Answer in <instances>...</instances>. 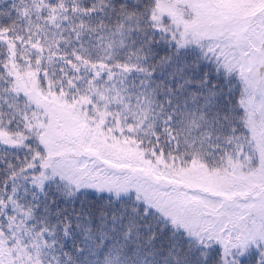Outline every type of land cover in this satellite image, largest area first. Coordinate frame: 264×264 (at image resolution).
<instances>
[{"label": "snow or ice", "instance_id": "snow-or-ice-1", "mask_svg": "<svg viewBox=\"0 0 264 264\" xmlns=\"http://www.w3.org/2000/svg\"><path fill=\"white\" fill-rule=\"evenodd\" d=\"M0 264H264V0H0Z\"/></svg>", "mask_w": 264, "mask_h": 264}]
</instances>
